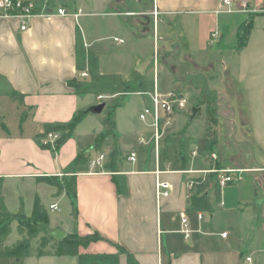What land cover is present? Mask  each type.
Instances as JSON below:
<instances>
[{"label":"crops","instance_id":"obj_1","mask_svg":"<svg viewBox=\"0 0 264 264\" xmlns=\"http://www.w3.org/2000/svg\"><path fill=\"white\" fill-rule=\"evenodd\" d=\"M26 1L36 7L26 31H20L18 20L0 18V100L10 103L15 121L9 125L0 113L2 184L6 180L34 182L38 176H70L65 168L86 147L92 151L95 135L104 130L99 116L89 113L55 154L41 149L35 136L45 124L67 122L79 110L99 103L106 107L107 97L120 94L113 91L118 84L125 95L136 97L140 111L150 104L149 97L140 93L150 94L155 86L161 93L176 91L183 77L173 75L178 73L175 66L169 73L162 69L161 77L153 68L148 80L138 71L142 42L150 27L162 41L171 43L176 36L203 44L198 49L203 52V67L187 56L196 69L213 70L216 58L228 59L227 64L221 60L226 88L207 109L217 121L212 165L204 140V154L196 166L195 151L187 167L184 159L173 166L165 150L175 127L160 140L158 151L147 123L117 133L118 107L116 102L112 105L120 152L115 172L83 169L76 173V219L62 190L55 197L67 199L73 222L47 230L58 229L80 239L96 235L97 239L80 246L76 256L58 258L71 264H264V173L260 174L264 163L242 166L237 162L245 163L244 156L254 155V150L264 162V0H232L231 12L221 0H155V19L153 3L145 6V0H56L59 5L50 7L49 0ZM59 7L66 16L57 15ZM245 29L249 32L246 45L239 50ZM162 49L166 52V46ZM238 85H242L239 90ZM94 86L100 91L90 92ZM14 94L23 96L22 103L12 98ZM98 96L105 99L98 101ZM217 107L220 111L211 112ZM21 114L26 118L19 127ZM88 119L96 127L79 134ZM140 135L145 138L143 145L138 144ZM111 145L108 139L98 151L106 155L105 162ZM151 145L153 158H149ZM130 152L136 154L134 162L127 159ZM213 168L245 171L239 181L224 187L216 178L207 191L212 211L194 212L189 198L195 191L188 190L187 183L214 175L208 173ZM160 182L170 185L168 197L157 195ZM1 198L8 213L15 215L8 209L6 196ZM182 216L187 220L188 238L181 233Z\"/></svg>","mask_w":264,"mask_h":264},{"label":"rangeland","instance_id":"obj_2","mask_svg":"<svg viewBox=\"0 0 264 264\" xmlns=\"http://www.w3.org/2000/svg\"><path fill=\"white\" fill-rule=\"evenodd\" d=\"M144 2L145 3L143 4L146 6L148 2L153 3V0H145ZM48 5L49 7L59 5V2L56 0H49ZM158 36L159 34H153L152 27H150L149 32L145 34L146 40L142 42L143 62H141L138 67L139 69H137L139 72H142V74H145L148 80L152 79L153 68L155 69L156 76L159 75L161 77L162 69L169 73L172 70V67L175 66L178 69V73L173 75L177 77H183L182 84L174 88V90L178 91L180 89L183 91L181 93L186 97L187 104L185 110L176 115L177 118L174 125L175 130L174 133L169 137L165 155L172 161L173 166L177 167V165H180L184 159L185 167H187L190 163V159L192 158V151H195L197 154V157L194 161L196 166L197 161L204 154V138L202 135L204 131L205 112L207 111L209 104H211L212 101L215 102L218 100L221 97L219 93L226 88L222 83V74L224 73V69L221 60L227 64L228 59L226 57L216 58L214 61H212L214 64L213 70L208 71L196 69L187 59V56L192 55L197 59L200 67H203V52L198 50L199 48L203 49V44L197 41H183L182 38L176 36L172 37L171 43L165 40L164 42L162 41V38L160 37L161 39H159ZM164 46H166V52H164L162 49ZM214 53H216V50ZM170 75L172 76V73H170ZM241 86L242 85H238L237 90H239ZM97 91H100L99 88L90 87V92L96 93ZM113 91L114 93L123 94V90L119 84L117 88L113 89ZM120 94H116L114 97H107L109 98L105 100L107 105L103 112L98 115V119L103 120L108 109L112 108V105H114L116 102L115 105L118 107V110L115 120L119 130L117 133H120L121 130L127 128V126L130 125H133L135 128L139 129L141 126H143V122L140 121L138 117L140 106L139 103L135 101L136 97ZM235 100V97H233L231 100L232 105H236ZM0 107V113L4 116L7 123L9 125H12L13 123L15 124L14 112L10 107V103L1 99ZM193 109H197L195 114H193ZM218 110L220 111L219 107H217V111L213 110L211 112L217 113ZM217 117H219V120L222 119L220 115ZM90 120L91 119H88L82 124L79 134L81 132L83 133L84 131H88L92 125L94 128L96 127L95 122L91 125L92 121ZM215 127L217 128V123L215 124L213 131H210L211 134L212 132L214 133V140L217 138L215 137ZM109 141L111 142V139H109ZM87 142L88 140L85 138L83 143ZM129 146H132V143ZM214 148L215 142L211 147L212 152H215ZM82 151H86L90 154V160L96 159L102 153V151L98 152L93 149L90 151V149L87 147ZM150 151L151 154L149 158H153V146ZM254 152L256 153L252 156L250 155V157H248V155L244 156L245 163H241L239 159L237 162L242 164V166L246 163L247 165L258 163L263 164V156L255 150ZM85 170L87 171L95 169H92L89 165H87V169ZM242 171L244 172L245 170ZM263 173L264 172L260 174ZM260 185L261 184L258 186ZM56 192V187L43 183H37L36 181L30 182L27 180H6L4 184L0 183V197H2V195L6 196L8 209L11 213H15V215L22 213L25 217L30 216L34 200L36 197H38L41 205L45 208L49 216V224H38V233L28 239L29 252L33 255V257H20V260L18 261L17 258L4 256L1 264H71V261L63 258L52 256H34L40 238L46 235L44 233L48 229L67 227V225L71 224L72 219L69 218L70 207L67 203V199L64 197L59 200V198H56L55 195H53ZM52 203L57 204L59 211L49 210V206ZM23 220L24 219H22V217L11 216L10 222L12 232L5 241V246H12L20 238L16 232V227L19 224H23ZM46 251H49V247L46 248Z\"/></svg>","mask_w":264,"mask_h":264},{"label":"trees","instance_id":"obj_3","mask_svg":"<svg viewBox=\"0 0 264 264\" xmlns=\"http://www.w3.org/2000/svg\"><path fill=\"white\" fill-rule=\"evenodd\" d=\"M248 34V29H245L243 35L241 36V41L239 42V50L246 45ZM12 98L19 103H22L23 101V96L19 94L12 95ZM88 114L89 112H87V110H79L75 112L72 118L67 122L45 124L43 126V131L40 134L36 135L34 138L36 143L41 149L49 150L52 154H55L67 140L73 137L75 129ZM205 114L206 115L204 119V131L202 136L205 140L207 161L211 164V147L214 144L215 140L213 137L214 133L212 132V135L210 131H213L214 129L216 119L208 110L205 112ZM25 118V114H21L19 119V127L22 126L25 121ZM102 125L104 127V130L101 133L95 135L92 149L95 151H100L107 142V140L111 139V150L107 155V161L104 163L102 170L106 172H115L117 165L116 163L118 157L120 156V152L117 149V144L115 141L114 107L108 109L105 118L102 120ZM49 133H57L59 135L57 140L54 142L53 146H51L50 144H43V140L46 139ZM89 161L90 154L86 151H81L65 168V172L71 174L70 176H63L60 180L54 176L36 177L37 183H43L56 187L57 192L55 193V196L60 195L62 190L66 191V194L70 200L71 216L73 217V219H76V173L80 172L83 169H86ZM215 180V175H206L204 177L192 179L194 183L193 189L195 191V193L189 198V206L192 211L200 213H210L212 211V205L207 191L210 188L211 183ZM11 216L22 217V219L24 220L23 224H19L16 227V232L20 238L12 246H5L4 243L12 232L10 222ZM38 224H49L48 213L45 208L41 205L38 197H36L34 200L32 212L29 217H25L22 213H18L17 215H10L4 205L2 198L0 197V257L9 256L20 258L33 256L29 252L28 239L38 233ZM96 239V235L86 239H80L74 235H67L61 241H55L46 234L45 236H42L40 238L34 256H76L78 254L80 246L86 245L90 241H94ZM48 247L49 251H46V248Z\"/></svg>","mask_w":264,"mask_h":264},{"label":"built area","instance_id":"obj_4","mask_svg":"<svg viewBox=\"0 0 264 264\" xmlns=\"http://www.w3.org/2000/svg\"><path fill=\"white\" fill-rule=\"evenodd\" d=\"M221 3L224 6H227L230 10V6L232 4V0H221ZM242 8L246 7V4L241 6ZM35 4L26 0H0V18H9L16 19L19 22L20 31H26L29 27V23L31 19L35 15ZM57 15L64 17L67 15V12L64 8L59 7L57 9ZM152 15L154 19L157 17V9L155 6V0H153V10ZM77 17V15H74ZM215 34L211 36L214 37ZM83 74L82 76H85ZM139 94V93H138ZM120 95H125L124 93ZM139 95L148 96L150 100V104L145 106L139 112L140 121L147 123L149 127L152 129V140L155 146V151H158L160 140L166 136V134L174 127L175 125V117L178 113L182 112L186 108L187 99L181 93L177 91H169L166 93H161L157 86H155L152 93H140ZM104 96H98L97 100L102 101ZM100 104V103H99ZM57 133H49L45 140H43V144L54 145V142L58 138ZM138 144H145V138L143 135L138 137ZM212 158H215L214 155H211ZM127 159L130 162H134L136 159L135 152H130L127 156ZM106 155L101 153L96 159H91L88 163L90 168L95 170H90L93 172L103 171L102 167L105 163ZM186 173H194L192 171H188ZM210 174H214L217 178V182L221 187H224L228 184H232L241 179V174L243 173L240 169L234 168H225V169H215L208 171ZM61 176V175H59ZM187 189L191 190L194 187V183L192 179L187 183ZM157 195L161 197H168L171 187L166 182L157 183L156 186ZM50 211H59L57 204H51L49 206ZM202 215L198 214V219L201 220ZM182 222V230L181 233L184 234L185 238H188L190 231L188 230L187 220L184 216L181 218ZM223 237L226 234H222ZM247 262L250 261L249 258L246 259Z\"/></svg>","mask_w":264,"mask_h":264},{"label":"water","instance_id":"obj_5","mask_svg":"<svg viewBox=\"0 0 264 264\" xmlns=\"http://www.w3.org/2000/svg\"><path fill=\"white\" fill-rule=\"evenodd\" d=\"M104 108H105V104L100 103V104H97V105H94V106H91L90 108H88L87 112H89L91 114L99 115L103 112ZM196 111H197V109H193V114H195ZM47 235L55 241H61L66 236V234L63 231L58 230V229L48 231Z\"/></svg>","mask_w":264,"mask_h":264}]
</instances>
